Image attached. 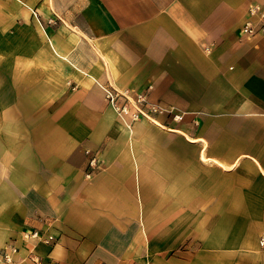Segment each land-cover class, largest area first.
Segmentation results:
<instances>
[{"label": "crops", "instance_id": "crops-1", "mask_svg": "<svg viewBox=\"0 0 264 264\" xmlns=\"http://www.w3.org/2000/svg\"><path fill=\"white\" fill-rule=\"evenodd\" d=\"M264 0H0V249L15 264H264ZM183 114L127 123L104 86ZM103 169L86 177L87 151ZM55 236L53 244L33 237Z\"/></svg>", "mask_w": 264, "mask_h": 264}, {"label": "built area", "instance_id": "built-area-1", "mask_svg": "<svg viewBox=\"0 0 264 264\" xmlns=\"http://www.w3.org/2000/svg\"><path fill=\"white\" fill-rule=\"evenodd\" d=\"M251 16L260 15L261 23L256 26L251 21L244 24L242 28L243 40H251L259 34H264V10L258 6L251 5L249 8ZM104 98L107 105L117 114V116L127 123H136L141 120H147L157 126L163 127L155 116L159 114H168L174 122H182L183 114H176L174 108H168L160 103L152 102L147 93L136 92L134 90H118L111 84L104 86ZM86 177L91 178L103 169V160L99 151H87ZM33 237L43 239L47 244H53L56 241L55 236L43 238L39 231L32 234ZM259 244L264 248V231L259 238ZM32 264H42L39 258H30ZM0 263L12 264L13 258L11 252L3 250L0 253Z\"/></svg>", "mask_w": 264, "mask_h": 264}, {"label": "rangeland", "instance_id": "rangeland-1", "mask_svg": "<svg viewBox=\"0 0 264 264\" xmlns=\"http://www.w3.org/2000/svg\"><path fill=\"white\" fill-rule=\"evenodd\" d=\"M16 241H17L16 237H10V239L6 242V244L4 246H2L0 249V253L3 250H8L9 252H11V256L13 258L12 264L16 263L15 255L19 251V248H18V245L16 244ZM0 264H4V263H0ZM5 264H7V263H5Z\"/></svg>", "mask_w": 264, "mask_h": 264}]
</instances>
